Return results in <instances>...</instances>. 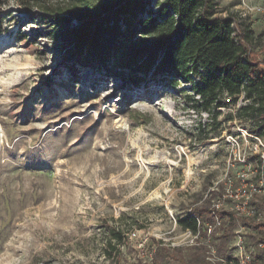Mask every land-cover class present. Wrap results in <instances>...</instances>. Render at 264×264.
<instances>
[{
    "label": "rangeland",
    "instance_id": "1",
    "mask_svg": "<svg viewBox=\"0 0 264 264\" xmlns=\"http://www.w3.org/2000/svg\"><path fill=\"white\" fill-rule=\"evenodd\" d=\"M40 1L0 0V264H197L196 255L229 264L237 235L246 248L264 238V229L239 223L222 253L226 218L196 234L177 223L213 191L212 204L242 212L224 188L228 176L229 192L239 188L247 166L235 158L253 146L252 124L235 117L243 95L215 117L163 84L134 87L91 68L71 74L66 42L37 35L48 26L36 20ZM259 7L264 0L217 7L251 23L262 38L258 60ZM255 170L246 177L256 181Z\"/></svg>",
    "mask_w": 264,
    "mask_h": 264
},
{
    "label": "trees",
    "instance_id": "2",
    "mask_svg": "<svg viewBox=\"0 0 264 264\" xmlns=\"http://www.w3.org/2000/svg\"><path fill=\"white\" fill-rule=\"evenodd\" d=\"M39 6L36 20L45 19L48 26L37 35L66 42L71 74L91 68L107 80L121 79L134 87L163 84L184 94L187 106L215 117L227 104L225 97L235 101L243 95L246 103L235 117L248 120L251 132L264 137V57H255L262 38L245 18L233 12L217 15L218 0H41ZM217 194L213 191L205 204L193 207L177 223L196 234L226 218L218 250L227 253L239 223L256 230L264 229V220L212 204ZM250 207L260 212L264 197L254 193ZM122 233L112 228L113 239L121 240ZM257 239L250 264H264V238ZM160 251L158 247L155 255L165 258ZM208 257L196 255L195 262L212 264Z\"/></svg>",
    "mask_w": 264,
    "mask_h": 264
},
{
    "label": "built area",
    "instance_id": "3",
    "mask_svg": "<svg viewBox=\"0 0 264 264\" xmlns=\"http://www.w3.org/2000/svg\"><path fill=\"white\" fill-rule=\"evenodd\" d=\"M260 11H264L262 8H258ZM226 103L231 102V96L225 97ZM248 138L252 141V148L249 151H244V153H239L235 160H238L242 163L243 166H247V173H242L240 176V186L236 190H228V183L230 187H232L233 181L231 177H226L225 184V194L224 198H229L234 202H237V209L242 210V212L238 211L237 215L241 216H256L258 220H264V209L257 213L254 209L250 207V201L254 195V193L260 194V192L264 189V137L259 136L257 134L252 133L251 131L247 133ZM247 137L245 136V142ZM236 144H239L237 140L234 139ZM250 156V157H249ZM250 161H254L257 164L256 170L252 168V164ZM257 171L258 179L256 181H252L248 179V173ZM217 205V204H215ZM218 207H222L221 205H217ZM235 213V212H234ZM212 226H209V230L211 231ZM237 235V234H236ZM236 248L238 249L237 264H250L252 261L251 252L253 247L246 248V237L242 234L236 236ZM262 246V245H261ZM234 264V263H230Z\"/></svg>",
    "mask_w": 264,
    "mask_h": 264
}]
</instances>
